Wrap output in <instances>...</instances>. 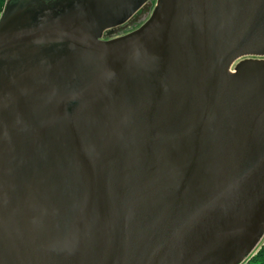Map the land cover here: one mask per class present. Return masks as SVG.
I'll return each mask as SVG.
<instances>
[{
  "label": "water",
  "instance_id": "obj_1",
  "mask_svg": "<svg viewBox=\"0 0 264 264\" xmlns=\"http://www.w3.org/2000/svg\"><path fill=\"white\" fill-rule=\"evenodd\" d=\"M146 1H6L0 57L58 49L70 74L61 90L39 74L32 104L5 84L23 60L0 67V264H245L259 247L264 0H158L100 40Z\"/></svg>",
  "mask_w": 264,
  "mask_h": 264
},
{
  "label": "rangeland",
  "instance_id": "obj_2",
  "mask_svg": "<svg viewBox=\"0 0 264 264\" xmlns=\"http://www.w3.org/2000/svg\"><path fill=\"white\" fill-rule=\"evenodd\" d=\"M30 24L31 21L29 20L9 22L8 24L4 25V30L8 31L21 26L27 27ZM35 45L36 44H29L25 48L16 49L12 52L8 51L0 57V67L2 64L8 65L14 60H23V64L20 69L9 73L5 79V84L10 86L11 81H14L19 86L27 85V87H22L21 89L23 91L29 90L26 95L32 104L39 103L38 93L36 90L37 88L35 86V84L40 81L39 79H35L37 76H39V74L50 77V85L52 89L56 90H61L62 88H66L68 86V79H66V76L70 74V66L66 67V59L64 58L65 55L62 51L57 49L52 53L49 52L48 55L43 56L40 53V48L44 47H37ZM14 64L15 62L11 64V68L14 66ZM7 93L8 97L6 98L3 95H0V104H3L5 100H9L11 95L9 91H7Z\"/></svg>",
  "mask_w": 264,
  "mask_h": 264
},
{
  "label": "flooded vegetation",
  "instance_id": "obj_3",
  "mask_svg": "<svg viewBox=\"0 0 264 264\" xmlns=\"http://www.w3.org/2000/svg\"><path fill=\"white\" fill-rule=\"evenodd\" d=\"M157 1L158 0H147L127 21L114 27L104 29L100 36V40L109 41L115 38L126 36L141 28L151 17Z\"/></svg>",
  "mask_w": 264,
  "mask_h": 264
},
{
  "label": "trees",
  "instance_id": "obj_4",
  "mask_svg": "<svg viewBox=\"0 0 264 264\" xmlns=\"http://www.w3.org/2000/svg\"><path fill=\"white\" fill-rule=\"evenodd\" d=\"M6 1L7 0H0V16L4 10ZM245 264H264V244L257 248L256 252Z\"/></svg>",
  "mask_w": 264,
  "mask_h": 264
},
{
  "label": "built area",
  "instance_id": "obj_5",
  "mask_svg": "<svg viewBox=\"0 0 264 264\" xmlns=\"http://www.w3.org/2000/svg\"><path fill=\"white\" fill-rule=\"evenodd\" d=\"M263 244H264V233H263V236H262V238H261V240H260L259 246H261V245H263Z\"/></svg>",
  "mask_w": 264,
  "mask_h": 264
}]
</instances>
